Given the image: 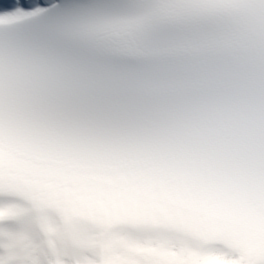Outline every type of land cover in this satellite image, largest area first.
<instances>
[{
	"label": "snow or ice",
	"instance_id": "1",
	"mask_svg": "<svg viewBox=\"0 0 264 264\" xmlns=\"http://www.w3.org/2000/svg\"><path fill=\"white\" fill-rule=\"evenodd\" d=\"M0 264H264V0H0Z\"/></svg>",
	"mask_w": 264,
	"mask_h": 264
}]
</instances>
